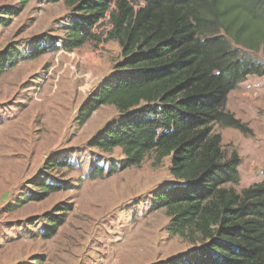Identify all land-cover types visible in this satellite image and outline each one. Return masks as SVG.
Instances as JSON below:
<instances>
[{
    "label": "rangeland",
    "instance_id": "374dc122",
    "mask_svg": "<svg viewBox=\"0 0 264 264\" xmlns=\"http://www.w3.org/2000/svg\"><path fill=\"white\" fill-rule=\"evenodd\" d=\"M18 5L0 0V7ZM8 17L0 25V50L12 42L26 54L35 41L50 49L0 75V264H162L198 247L168 232L171 217L153 201L157 191L177 183L170 157L157 161L151 151L139 165L121 169L119 148L104 152L88 144L119 118L116 108L101 106L82 126L75 120L122 59L118 41L108 39L109 24L99 22L87 42L68 51L62 45L74 14L62 1L30 0ZM239 55L264 62L261 52L239 47ZM245 80L225 109L251 134L213 126L224 153L241 157L240 181L232 186L237 192L260 179L248 176L251 158L264 166V77ZM48 161L56 163L52 169ZM40 177L60 188L38 200L32 197ZM53 217L61 222L50 236L45 221Z\"/></svg>",
    "mask_w": 264,
    "mask_h": 264
},
{
    "label": "trees",
    "instance_id": "16d2710c",
    "mask_svg": "<svg viewBox=\"0 0 264 264\" xmlns=\"http://www.w3.org/2000/svg\"><path fill=\"white\" fill-rule=\"evenodd\" d=\"M29 1L0 7V25ZM47 1H62L74 14L62 45L68 51L87 42L109 11L108 39L118 41L122 59L79 106L75 120L82 126L101 106L116 108L119 118L88 144L104 152L119 148L121 169L139 165L151 151L157 161L170 157L177 183L157 191L153 201L171 217L170 234L199 245L162 264H264V180L237 192L232 186L240 181V158L225 154L213 131L219 124L251 134L225 105L248 76L264 77V62L239 55L242 47L264 56V0H142L137 10L128 0ZM49 49L35 41L25 54L8 43L0 50V75ZM54 164L45 162L50 169ZM34 186L38 200L60 188L41 177ZM58 218L46 219L47 235Z\"/></svg>",
    "mask_w": 264,
    "mask_h": 264
},
{
    "label": "crops",
    "instance_id": "0c3cea01",
    "mask_svg": "<svg viewBox=\"0 0 264 264\" xmlns=\"http://www.w3.org/2000/svg\"><path fill=\"white\" fill-rule=\"evenodd\" d=\"M249 77V76H248ZM247 79V78H246ZM100 82V81H99ZM98 82V83H99ZM248 82V80H245V81H243L242 82V84L244 83V84H246ZM97 83V84H98ZM96 84V85H97ZM231 93V92H230ZM229 93V94H230ZM229 94H228V96H229ZM228 98V97H227ZM240 156V155H239ZM241 158V157H240ZM247 168H248V176L250 175V176H252V177H256L255 175H259L258 177H260V179H258V180H256L255 181V183L256 182H260V181H262V180H264V166H263V164H262V161H260L259 163H258V161H256L254 158H251V161H250V163L249 164H247ZM258 168H257V167ZM239 169V174L241 175V172H240V167H238Z\"/></svg>",
    "mask_w": 264,
    "mask_h": 264
},
{
    "label": "built area",
    "instance_id": "2783aa9c",
    "mask_svg": "<svg viewBox=\"0 0 264 264\" xmlns=\"http://www.w3.org/2000/svg\"><path fill=\"white\" fill-rule=\"evenodd\" d=\"M130 5H132L134 10H137L140 6L143 5V1L142 0H132L131 2L129 1ZM113 7V5L111 6V8ZM109 20V11L105 14V17L100 20L99 22H107ZM110 26V25H109Z\"/></svg>",
    "mask_w": 264,
    "mask_h": 264
}]
</instances>
